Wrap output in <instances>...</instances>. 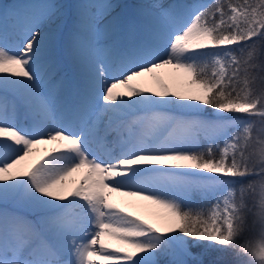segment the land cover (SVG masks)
Instances as JSON below:
<instances>
[{
	"label": "snow or ice",
	"instance_id": "6c2138e0",
	"mask_svg": "<svg viewBox=\"0 0 264 264\" xmlns=\"http://www.w3.org/2000/svg\"><path fill=\"white\" fill-rule=\"evenodd\" d=\"M64 7L0 31V264H264V0H153L139 23L116 0L73 6L66 50L87 80L72 98L44 87L41 28Z\"/></svg>",
	"mask_w": 264,
	"mask_h": 264
},
{
	"label": "bare ground",
	"instance_id": "6f19581e",
	"mask_svg": "<svg viewBox=\"0 0 264 264\" xmlns=\"http://www.w3.org/2000/svg\"><path fill=\"white\" fill-rule=\"evenodd\" d=\"M53 2L65 7L63 8L64 15L60 20L47 24L41 28V32L47 34L48 38L49 50L48 55L45 58V63L49 65L47 72L52 74L49 78L44 80V87L45 90H47L57 81L63 79L64 85L61 89V95L64 98H72L76 91L85 88L87 80V68L79 70L77 65L68 56L66 50L67 36L72 26L73 6H99L103 5L106 0H10V2L3 0L0 2V31H3V29L7 27L10 36H12L14 33H19V31L29 19L39 15L44 11L45 5ZM116 2L121 4V7L118 8L116 12L119 13L122 22L126 23L128 21L135 20L137 23H139V20L136 17V10L142 4L147 5L153 3V0H116ZM164 2L165 4L185 2L191 3L193 0H164ZM200 2L202 1L200 0ZM4 7L8 8L9 14L7 18H5L2 12ZM83 11L87 14L90 11L100 12L102 9L99 7L95 9L85 8ZM113 15H116V13H113ZM108 19H111V17ZM141 34L142 33L138 31L136 38H139ZM101 39L105 41L108 39L119 40L122 43L127 42V37L123 31L111 37H101ZM173 72L174 70L170 68L160 70L161 77L164 83L168 85L170 90L183 91L184 82L179 79L180 74L177 73V78L173 79L170 75ZM150 83L152 87H157L155 83ZM163 111H166L171 115L182 114L179 109H164ZM207 111L210 113L211 109H208ZM29 123L30 121L20 120L18 121V126H26ZM114 136L115 133H112L108 139L111 140L114 138ZM43 147L44 146H38L37 155L30 157L22 164V167L35 162V160L38 158V155L43 154ZM161 170L169 171V169ZM82 175L83 173H76L72 179L80 180ZM112 199L113 202L117 203L118 205L125 206L126 211H131L134 215H139L141 218L151 223H157L156 214L162 211L157 206L152 205L147 201H137L116 194H113Z\"/></svg>",
	"mask_w": 264,
	"mask_h": 264
},
{
	"label": "rangeland",
	"instance_id": "374dc122",
	"mask_svg": "<svg viewBox=\"0 0 264 264\" xmlns=\"http://www.w3.org/2000/svg\"><path fill=\"white\" fill-rule=\"evenodd\" d=\"M1 1H3V0H0V2H1ZM5 1L10 2V0H5ZM62 1H66V0H62ZM208 2H210V0H207V1L204 2V3H208ZM262 59H264V56H262ZM194 202H195L196 204H202V203H204V201H202L199 197H194Z\"/></svg>",
	"mask_w": 264,
	"mask_h": 264
},
{
	"label": "trees",
	"instance_id": "16d2710c",
	"mask_svg": "<svg viewBox=\"0 0 264 264\" xmlns=\"http://www.w3.org/2000/svg\"><path fill=\"white\" fill-rule=\"evenodd\" d=\"M249 43H252V42L250 41ZM261 47L264 48V46H261ZM261 58H262V57H261ZM246 235H248V234H246ZM225 259H227V260L230 261V260L233 259V257H232V255L229 254L228 256L225 257Z\"/></svg>",
	"mask_w": 264,
	"mask_h": 264
}]
</instances>
